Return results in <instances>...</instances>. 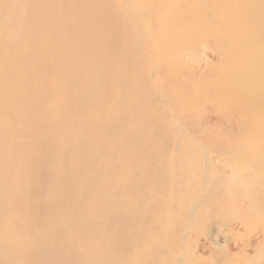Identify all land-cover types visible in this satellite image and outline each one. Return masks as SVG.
<instances>
[{
    "label": "bare ground",
    "instance_id": "bare-ground-1",
    "mask_svg": "<svg viewBox=\"0 0 264 264\" xmlns=\"http://www.w3.org/2000/svg\"><path fill=\"white\" fill-rule=\"evenodd\" d=\"M56 1L58 0H51L48 7V12L54 17L57 26L51 32L61 41L72 34L77 43L72 42L71 49L64 44V53L60 55V59L52 57L47 65L45 58H42L37 65L39 71L45 68L42 86L46 90L47 102L38 132L23 129L19 121L11 116V104L4 98L8 91L3 94V83L8 82V76L4 73L0 75V107L3 110L0 113V123L5 117L2 125L5 134L3 139L0 137V144L5 143L3 150L5 156H9L1 161V164L7 166L0 167V177L19 180L21 176L15 173L16 160L24 158L33 168L40 169L35 171L38 175L45 179L46 175L50 179L53 192V198L49 200L48 221L36 218L33 220L35 223L31 222L28 232L25 233L27 243L10 244L0 240V264H120L124 260L130 263L132 259L134 262L130 264H158L165 259L167 241L170 239L166 235H160L157 227L162 221L166 198L178 193L181 197L177 217H182V223L177 228L175 226V229L182 231L190 227L192 233L193 228L202 221L205 227L215 225L217 231L202 230L195 234V248H198L199 253L204 252L205 246L200 245L201 239L207 238L210 245H214L215 250L209 248L208 256L202 257L200 254L185 258L181 255L180 258L175 257L176 264L250 263L256 257L254 254L249 256L241 252L238 256L229 255V251L237 243L231 244L226 239L220 243L216 236L224 230L228 231L230 237L238 233L237 229L234 230L235 226L222 225L220 222L229 219L235 221L244 213L248 214L239 211L240 206L234 203L235 199H247L250 205H257L256 202L258 199L260 201L262 194L261 198L264 200V174L256 171L260 166L264 168V0H199L197 3L187 0L193 15H187L186 31L191 28L188 26L195 28L198 22L206 29L205 33L212 37H215L214 31L220 37L227 35L230 40L226 39L230 42L225 43V48L222 47L224 59L228 62L234 52L239 55V60L234 62L235 67L229 68V74L225 76L223 83L218 82L222 85H219L222 91L221 101L231 100L229 102L234 106L233 110L243 116L239 122V131L235 134L228 132L229 138L226 141L219 138L222 135L207 136L196 129L191 130L189 123L182 124L178 113L167 106L168 100L160 96L162 90L158 85L155 87L157 95L154 92L155 96L150 93L140 96L138 86L133 81L136 71L128 66V59L130 43L137 40L136 38H142L143 34H148L147 29L130 31L125 25L114 27L113 21H107L100 27L97 21L101 10L99 2L104 0H71L72 8L68 13L65 12L67 4L63 2L55 7ZM7 2L6 11L13 13L16 8L13 0ZM225 3L229 4L228 9L225 8ZM45 4V0L26 1L23 8L26 20L14 32L18 35V44L29 30L28 24L32 19H41L46 11ZM122 7L127 14V0H122ZM108 14L111 15V11ZM88 16H94L91 21L93 28L88 24ZM183 16L186 14L180 11L179 18ZM224 24L227 28L225 34H222L224 30L218 27ZM1 37L0 25V42ZM191 38L196 41L194 36ZM148 39L154 43L151 36ZM44 42L49 51L57 46L55 40L48 41L44 37ZM93 42H96V46L101 43L107 46L115 44L116 47L97 48L92 53L78 50V46ZM122 46L124 51L119 54L117 47ZM34 52L38 54L37 51ZM25 55V51L19 46L9 44L4 52L0 46V60L7 59L6 66L13 65L19 70L23 69ZM104 58L113 62L106 63ZM71 60L77 61L83 76L81 91L84 94L78 95L75 101L82 103L90 100L88 113H83L81 107L78 108L81 114L72 111L64 114L61 111L72 102L73 97L70 93H57L58 86H71L68 83L65 85L62 78H57L58 63L63 68L66 65L65 76L68 78V68H72L69 65ZM146 60L153 65L148 54ZM117 63L123 64L122 69L118 68ZM89 68L93 70L89 71ZM96 71L99 78L89 74ZM19 74L16 78L9 77L12 84L6 85L7 89L19 97L31 95L32 88L19 80ZM123 77L126 78L124 83ZM178 112L182 116V112ZM47 130L59 135V140L64 141V145L58 148L53 143L58 136L54 135L47 136L44 142L41 132L47 133ZM243 134H248V138L252 135V142L249 144L243 141L244 144L239 146L237 142L240 139L237 141L234 137ZM77 138L79 139L76 141ZM81 140L85 146L82 147L84 158H81L84 166L68 165L67 161L64 163L68 157H75V147ZM56 150H59L61 161H54ZM38 153L44 157L39 159L35 155ZM240 161H244V164L241 165ZM216 163L228 167L233 174L223 179L218 178ZM59 165H63L65 172L61 173L59 170L61 174L57 173ZM74 171L80 177V182L87 183L96 190L93 197L96 205L79 206L80 201L77 200L75 192H71L64 180V176L67 177L69 172ZM242 171L246 172L245 178L242 177ZM240 176L242 180L235 184L236 178ZM254 183L257 184L258 191L254 190ZM248 188L253 190L247 191ZM0 189L3 220L8 216L6 210L11 202L7 199L9 190L6 186L0 185ZM12 194L15 197V192ZM221 196V200L233 207L219 208ZM107 205H112L111 212L105 210ZM73 206L75 207L72 208ZM260 208L264 212V207ZM249 211L260 214L259 210L250 208ZM9 219L12 220L10 217ZM241 223L246 226V220L237 224ZM11 229L12 236H16L14 228ZM71 230L74 231L73 237L61 238L63 232ZM260 231L264 240V226ZM13 239L16 240L14 237ZM39 239L43 241L40 242ZM170 242L172 245V241ZM188 243L184 244L185 250L190 246ZM238 246L239 251L247 248L248 251L252 244L250 241H242ZM255 248L251 252H256ZM173 250L178 251V246Z\"/></svg>",
    "mask_w": 264,
    "mask_h": 264
},
{
    "label": "rangeland",
    "instance_id": "rangeland-1",
    "mask_svg": "<svg viewBox=\"0 0 264 264\" xmlns=\"http://www.w3.org/2000/svg\"><path fill=\"white\" fill-rule=\"evenodd\" d=\"M26 1L27 0H13V4L16 8L15 11L11 13L10 11H6L8 5L7 0H0V25L2 29V37L0 42L1 49L3 52L7 51L8 45L11 44L12 46L21 47L26 53L24 61L22 62L24 68L20 70L13 65L6 66L7 59L0 60V63H2V66L0 65V75L1 73H4L8 76V82L3 83V94L6 92V90L8 91V95L6 96L7 99L6 97L4 98L11 104V116L19 121L23 129L29 130L31 132H38L42 116L46 111L47 102L45 101L46 90L42 86L45 68L39 71L37 69V65L42 58H45L47 65L49 64L52 57L60 59V55L64 53V44L67 46V48L71 49V43L76 41L72 37V34L68 35L64 41H61L54 34H52L51 30L57 29V26L55 24L54 17H51L48 12V7H50L51 0H45L46 11L43 13V16L41 19H32L31 23L28 24L29 30L24 33L18 44V41H16L18 35H15L14 32L17 30L18 25L26 20V17L23 15V8L25 7ZM63 2L67 4L65 6V12L68 13L72 8L70 4L71 0H58L55 2L54 6H59ZM127 2L129 7L127 14L123 10L122 0H104L99 2L101 10L97 16V21L99 22L100 27H103L107 21H113L114 27L117 25H125L130 31H142L147 29L148 34H143L142 38H136L137 40H133L130 43V57L128 59V66L132 69V71H136V78L133 81L138 86V92L140 96L144 97L147 93H150L153 96H155V94L157 95L155 87L158 85L162 90L160 96L168 100L167 106L178 113L182 124L189 123L188 127L192 126V129L190 127L191 130L196 129L198 130L197 132L211 137L222 135L221 137L219 136L222 141H226V139L229 138V136H227L228 132L232 131L234 134L237 133L240 127L239 122H241L243 116H239L240 114L233 110L234 106H232V103H230L232 102L231 100L227 101L225 99V101H221L222 91L220 87L222 86L221 84L223 83V79L225 80V76L229 74V68L235 67L234 62L239 60V55L235 52L232 53V55L229 54L231 56L229 57L228 62L227 59H224L222 54L224 51L222 47L225 48V43L227 44V42H230L228 41L230 40L229 36L223 35V37H220L221 35L214 31L215 37H213L217 40L216 41L212 36L205 33L206 29L202 28L198 22L195 28L188 26L191 28L186 31L187 28L185 26L188 24L187 15H193V11L189 9L187 0H127ZM193 2L197 3L199 0H193ZM227 4L228 3L224 4L226 9L229 8V4L228 6ZM109 11H111V15L108 14ZM180 11L184 12L186 16L179 18ZM218 17H220V13L218 14ZM93 18L94 16H88L89 25L91 24ZM226 26L227 25L224 24L218 27L220 30H224L222 34H225L227 28ZM90 28H93L92 24L90 25ZM191 35L196 38V41L193 40L194 38H191ZM148 36L153 38L154 43L148 39ZM44 37L48 41H57L56 48L52 51H49L47 45L44 42ZM222 38L226 42H223ZM162 42H164V45H161ZM115 47V44L107 46L101 43L96 46V42H93L92 44L86 46H78V50L92 53L97 48L108 49ZM34 51H37L38 54H35ZM117 51L119 54L122 53L124 51V46L117 47ZM146 54H148L152 59L153 65L147 62ZM225 56H227V53ZM103 61L106 63L113 62L107 58H104ZM117 64L118 68L122 69L123 64ZM69 65L72 68L71 70L68 68L70 71V76L66 78V65L64 64L63 68L60 66V62L58 63L59 72L57 73V78H62L65 81V85L68 83L71 84V86H65V88L58 86L56 88L57 93L59 95L70 93L73 97L72 102L66 107L62 108L61 111L64 114H68L70 111L80 113L78 108L81 107L83 113H88L90 110V100L84 101L82 103H76L75 101V98L78 95L84 94V92L81 91L83 78L82 73H80L81 70L77 65L76 60L69 61ZM92 70L93 68H89V71ZM18 74L19 80L32 88L33 93L31 95L19 97L7 89L6 85L12 84L10 83L9 77L16 78ZM89 74L93 75L95 78H99L97 71L95 73ZM152 75L154 76L152 77ZM124 82H126L125 77L122 78V83ZM218 98L219 100H217ZM176 109L182 112V116ZM2 111V107H0V113ZM227 115L229 116L227 117ZM4 121L5 117L2 120V123H0V137L2 139L5 134V131L2 127ZM65 125H68V122H65ZM41 135L43 136L44 142L46 137L49 135L58 136L54 139L53 143L58 146V148L59 146L64 145V141L59 140V135L51 132L50 130H47V133L41 132ZM246 135L248 134L237 135L239 137H234L237 138L235 139L237 141L240 139L241 142H237L240 144L239 146H242L241 144H244L246 141L249 144L252 142V135L249 138ZM78 139L79 138H77L76 141ZM5 146V143L0 144L1 168H6L7 166V164H1V161H4L2 159L9 157L7 155L5 156V150H3ZM82 147L85 146H83V142L81 140L75 147V151H77L75 157L70 156L63 162L66 163L67 161L68 165L75 164L74 166H77V164H79L80 166H84V163L81 159L84 158V151L82 150ZM54 152L56 154L54 161H61L60 155H58L59 150ZM35 155L38 156L39 159L44 157L43 154L39 153ZM16 161L17 163L15 168L17 171L15 173L21 176L20 179L14 180V178L12 180H7L6 176L0 177V185L6 186V188L9 190L7 199L9 202H11V204L6 210V214L12 219L10 221L9 217L6 215L7 217L2 220V210L0 208V220H2L0 221V240H5V243L9 242L10 244L15 243L22 245L27 243L25 233L28 232L29 225L34 219L41 218L48 221L47 219L50 216L49 200L53 198V192L51 190V184L49 183L50 179L46 175L45 179L35 172L39 171L40 169L33 168L24 158L18 159ZM88 161L89 160H87V162ZM199 162L200 158H198L197 166H199ZM243 162L244 161H240V164L242 163L241 165H243ZM232 163H234V161ZM245 164L249 166L248 163L245 162ZM62 166L59 165L57 173L61 174L65 172ZM215 166L216 176L220 179L233 174L229 171L228 167L225 168L223 166L217 165V163ZM59 170H61V173ZM256 171L264 174V168L261 166ZM253 173H255V171H253ZM245 174L246 172L242 171V177L245 178ZM242 177H237L236 179L238 181L236 180L234 183L236 184L240 179L242 180ZM79 179L80 177L76 175L75 171L69 172L67 177L64 176L67 187L71 189V192H75L77 200L80 201L79 206L81 205V207H85L87 204L91 206L96 205V202L93 200L96 190L87 183L80 182ZM253 187L254 190H259L256 183H254ZM226 188L227 186L223 188V194L225 193ZM246 190L251 191L253 189L248 188ZM199 191L200 188H198L197 192ZM13 192H15V197L12 194ZM222 196L219 199V208H232L233 205L227 204L224 200H221ZM241 196L244 198L242 193ZM261 196L260 201L258 199V202H256L257 205H250L247 199H235L234 203L236 202L240 206V208L238 207L239 211H245L248 214L244 213L243 216L235 220L236 222L232 219H229L228 221L222 220L220 222L222 225H231V227L235 226L234 230L237 229L238 233H235V235L230 237V235H228V231L224 230L223 228L224 231L221 233L219 232L216 236L220 243H223L222 241H224V239L228 240L231 244L234 243L236 245L237 243V245L229 251V255L238 256L241 252H244L249 256L250 254H254L256 257L250 261L252 264L264 263V240L263 235H261L262 232L260 231L264 226L262 225L264 224V217H262L263 211L260 208V206L264 207V200H262ZM180 197L181 194L178 193L176 196L173 194L166 198L162 221L159 222L158 227L155 225L160 235H166L167 238L172 241V245L169 240L167 241V252L166 256L164 255L165 259L164 261L160 260L158 264H176L175 260L180 258L181 255H183L185 258H188V256L191 255L197 256L200 254L202 257L208 256L209 248L212 247L214 249V245H210V241H208L207 238H203L199 241V243L200 245H205H203L204 252L200 251L199 253L198 248H195L197 243L195 234L200 233L202 230L214 231L215 229L217 231V227L215 225L205 227L203 222L200 221L197 227L193 228L192 233L190 231V227H187L182 231L175 229V226L177 228L178 225L182 223V217H177ZM74 207L75 206L72 208ZM250 208L252 210H259L260 214L258 215V212L251 213L249 211ZM105 210L111 212L112 205L105 206ZM243 220H246V226H244L242 223L237 224L239 221ZM259 225L260 227H258ZM10 226L14 228V232L17 234L16 236H12L13 231ZM66 236L73 237L74 231L71 230L67 233L63 232L61 234L62 239H65ZM13 237L16 238L15 241ZM150 240L151 239H149V241ZM39 241L41 242L43 240L39 239ZM242 241L251 242L252 246L249 248L250 250L247 251L248 248L246 250H238V245L239 243L241 244ZM146 242L147 240L144 243ZM187 242L190 244L188 247L189 250H185L184 248V244ZM75 244L77 245L76 240ZM1 245L2 244H0V246ZM175 246H178V251L173 250ZM253 248L256 249V252H251V250H254ZM75 250L77 252V248H75ZM150 250L151 249H149V252ZM169 253L171 254L169 255ZM172 259H174V262ZM124 261L120 264H130L132 261L134 262L133 259L130 261V263H128L126 260ZM199 264L210 263L199 262Z\"/></svg>",
    "mask_w": 264,
    "mask_h": 264
}]
</instances>
